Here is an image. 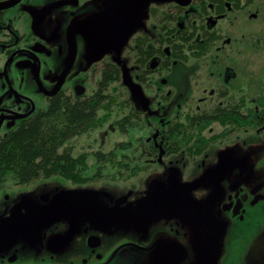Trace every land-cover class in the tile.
Listing matches in <instances>:
<instances>
[{
  "label": "flooded vegetation",
  "instance_id": "flooded-vegetation-1",
  "mask_svg": "<svg viewBox=\"0 0 264 264\" xmlns=\"http://www.w3.org/2000/svg\"><path fill=\"white\" fill-rule=\"evenodd\" d=\"M122 1L0 0V143L56 98L94 102V120L117 83L124 126L148 130L138 184L41 175L1 192L0 264H264V81L245 72L242 33L264 0L130 1L112 48L85 29ZM60 192L71 201L54 207Z\"/></svg>",
  "mask_w": 264,
  "mask_h": 264
},
{
  "label": "rangeland",
  "instance_id": "rangeland-1",
  "mask_svg": "<svg viewBox=\"0 0 264 264\" xmlns=\"http://www.w3.org/2000/svg\"><path fill=\"white\" fill-rule=\"evenodd\" d=\"M244 52L245 72H257L258 77L264 81V16L254 20L244 21ZM242 26L237 31H229L232 39L240 41ZM236 49L238 43L234 46ZM229 54H231L229 50ZM236 55V54H234ZM104 61L98 63L96 67L102 69ZM249 63V64H248ZM90 78L97 80V74L90 72ZM110 99L102 105L97 112L96 118L90 124L89 129L79 133L67 141L59 148L74 152L80 155L74 164H63L58 173L53 175V179L64 182L70 186L77 184H104L112 180L115 183H136L144 177L143 170H140L135 163H140L138 159L139 150L137 140L146 135L147 129L143 127L128 129L125 123L127 108L125 107V90L117 84L109 86ZM45 104L43 103L42 106ZM41 111V110H40ZM12 130L11 132H13ZM10 131L5 135L9 136ZM96 150L112 153L111 157L104 162L98 163L93 155ZM137 151V152H136ZM137 158V159H136ZM133 162V165L129 163ZM35 180V179H34ZM31 180L25 183L13 175L5 176L0 181V193L23 185H33L36 181ZM23 184V185H22Z\"/></svg>",
  "mask_w": 264,
  "mask_h": 264
},
{
  "label": "trees",
  "instance_id": "trees-1",
  "mask_svg": "<svg viewBox=\"0 0 264 264\" xmlns=\"http://www.w3.org/2000/svg\"><path fill=\"white\" fill-rule=\"evenodd\" d=\"M69 105L60 98L52 109L40 112L28 124L14 130L0 143V178L12 174L21 181L58 173L60 166L75 159L59 148L79 131L88 129L94 118V107Z\"/></svg>",
  "mask_w": 264,
  "mask_h": 264
},
{
  "label": "water",
  "instance_id": "water-1",
  "mask_svg": "<svg viewBox=\"0 0 264 264\" xmlns=\"http://www.w3.org/2000/svg\"><path fill=\"white\" fill-rule=\"evenodd\" d=\"M135 2V1H147V0H123L118 8V13L117 15L114 17V19L106 24H101V25H94V26H89L87 27V29H85V31L88 34H94V33H99V34H103V38H104V44L105 45H109L112 48H118L119 44H115L114 41L107 35L106 30L112 29V30H118L121 32H124L126 30H128L129 28V24H130V15L129 13L126 11L124 4L128 3V2ZM138 15L133 16L134 22L137 21ZM122 26L121 28L118 26ZM122 24V25H120ZM101 48L103 49V51L105 50L104 47L101 46ZM102 52V51H101ZM77 198V196H75ZM63 200V202H68L71 201V197L66 195V194H62L61 192L58 193L57 195H55L53 197V203H54V207H56V205L58 203H60ZM84 214L85 216H88V214L85 212V208L80 207V206H74L72 208V210L69 213V216L72 217H76L78 214ZM58 216H60V213H54ZM2 228H0L1 231Z\"/></svg>",
  "mask_w": 264,
  "mask_h": 264
}]
</instances>
